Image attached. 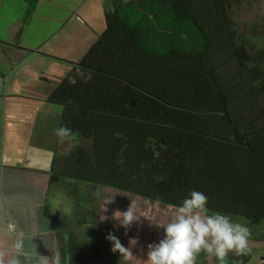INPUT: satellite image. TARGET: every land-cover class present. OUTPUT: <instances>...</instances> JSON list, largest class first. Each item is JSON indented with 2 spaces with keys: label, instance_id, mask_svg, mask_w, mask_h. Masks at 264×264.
I'll return each instance as SVG.
<instances>
[{
  "label": "trees",
  "instance_id": "trees-1",
  "mask_svg": "<svg viewBox=\"0 0 264 264\" xmlns=\"http://www.w3.org/2000/svg\"><path fill=\"white\" fill-rule=\"evenodd\" d=\"M245 2L113 0L106 11V31L77 66L92 70L93 78L72 85L69 77L74 70L49 98L64 104L61 95L70 88L101 94L95 95L99 126L95 133L85 134L93 143L75 145L64 160L56 157L52 180L70 177L109 186L153 206L177 207L191 190H198L208 196L210 212L243 218L248 225L262 224L264 200L258 185L264 184L260 165L264 157L258 159L228 141L207 142L204 133L194 137L190 129L193 104L210 108L217 97L226 105H234L237 98L242 106L248 100L262 104L255 100L264 94V63L238 35L236 19ZM35 7L33 0L28 15ZM217 36L229 42L242 67L251 64L258 86L247 87L239 79L230 86L221 81L220 63L211 56ZM256 152L264 153L258 147ZM257 160L259 170L246 169L255 168ZM61 161L66 166L57 170ZM46 214L56 228L64 261L66 257L77 264L107 261L104 254L111 250V242L106 236L118 234L115 228L101 222L104 236L89 242L50 215L49 206ZM251 258L250 252L244 262Z\"/></svg>",
  "mask_w": 264,
  "mask_h": 264
},
{
  "label": "crops",
  "instance_id": "crops-1",
  "mask_svg": "<svg viewBox=\"0 0 264 264\" xmlns=\"http://www.w3.org/2000/svg\"><path fill=\"white\" fill-rule=\"evenodd\" d=\"M35 2L28 15L33 0H0V251L11 257L17 243L3 224L8 208L24 239L22 264H39V255L60 252L56 228L46 214L53 161L66 159L79 143H93L85 134L99 126L95 95L101 94L70 88L61 95L64 104L49 98L107 29V23L94 28L85 21L83 9L63 11L58 4L51 9L45 0ZM111 6L113 0L105 11ZM69 98L72 104L66 103ZM62 125L73 130V140L58 141L55 130ZM251 252L246 263L244 255L229 253V264H259L255 248ZM146 253L140 249L134 255L146 258ZM259 257L264 261V253ZM74 262L65 258V264Z\"/></svg>",
  "mask_w": 264,
  "mask_h": 264
},
{
  "label": "rangeland",
  "instance_id": "rangeland-1",
  "mask_svg": "<svg viewBox=\"0 0 264 264\" xmlns=\"http://www.w3.org/2000/svg\"><path fill=\"white\" fill-rule=\"evenodd\" d=\"M109 1L45 0V3L51 9L58 4L57 7L63 11L67 9L77 11L83 9L80 15L84 16V20L94 28H100L101 26L98 25L100 22L106 23L105 10L109 6ZM236 20L239 37L244 40L249 52L259 62L264 63V0H246L244 9L237 16ZM216 38L217 41L211 52V56L216 62L220 63L219 74L221 81L226 86H230L239 79L238 81L244 82V85L247 87H253L254 83L258 86L259 82L250 71L251 64L247 67H242L238 58L232 56L229 42L220 36ZM240 92L241 94L245 93L244 91H239V94ZM233 101H235L233 103L234 106H238L241 99L237 98V100ZM255 101L264 104V94L260 100ZM245 103L252 105L251 100ZM261 122L258 121L256 126H260ZM151 143H154V141H151ZM64 165L61 161L56 165V169L63 170L66 166ZM258 187L264 200V184H259ZM132 201H135L137 204V214L144 216H141L142 223L133 224L128 234L125 235V229L112 219V215L116 210L125 211ZM46 202L53 216L61 218L65 227L73 228L78 232L80 237L89 242L104 236L101 222L115 228L118 232L116 236L126 247L129 246L131 238H136L138 244L132 247L134 254H137L140 249H147L149 243L158 242L162 238L163 229L156 228L154 223H166L175 209L170 205L158 204L153 206L143 198L126 191L100 184H88L85 181L75 180L70 177L50 179L46 192ZM105 208L107 211H104ZM224 215L230 216L234 222L244 223L250 227V248H255V257L258 259V263L264 264L263 259L259 257L264 253V222L260 225H248L243 218L230 214ZM103 216H106L107 219L102 220ZM258 245L261 246L260 249H257ZM105 252V258L109 260H103L101 264H113L114 261L118 264H144V259H146L135 256L132 261H125L119 253H114L111 250H106ZM111 253L113 258H109ZM114 256H116V260ZM211 260H214L215 264H217L214 257L211 258L201 253L197 258V264H210Z\"/></svg>",
  "mask_w": 264,
  "mask_h": 264
},
{
  "label": "clouds",
  "instance_id": "clouds-1",
  "mask_svg": "<svg viewBox=\"0 0 264 264\" xmlns=\"http://www.w3.org/2000/svg\"><path fill=\"white\" fill-rule=\"evenodd\" d=\"M93 75L92 70L77 67L75 75L69 77V83L76 85L78 80L87 83ZM66 103L72 104L73 101L69 98ZM55 135L61 143L75 138L73 130L66 125L56 128ZM155 155L159 157L160 153ZM208 203L207 195L191 190L175 207L166 223H154L156 228L163 229V236L158 242L147 245L144 264H197L201 253L214 257L217 264H229V253L248 255L251 252L250 227L234 222L230 216L218 211L210 212ZM141 216L144 215L137 214V204L132 201L125 211L116 210L112 219L125 229L127 235L133 224L142 223ZM104 219L107 217L103 216ZM106 239L111 242L112 252L119 253L125 261L134 259L132 247L138 244L136 238L129 240L128 247L112 232L108 233ZM21 255L27 256L22 241L14 245L11 257L0 251V264H22ZM39 264H65V261L59 251H52L51 257L39 255Z\"/></svg>",
  "mask_w": 264,
  "mask_h": 264
},
{
  "label": "flooded vegetation",
  "instance_id": "flooded-vegetation-1",
  "mask_svg": "<svg viewBox=\"0 0 264 264\" xmlns=\"http://www.w3.org/2000/svg\"><path fill=\"white\" fill-rule=\"evenodd\" d=\"M199 93L201 94L200 91ZM194 99L193 102L195 103L196 100ZM212 105L210 108H196L195 104L190 106V109L194 112L191 115V135L198 137L199 133H204L207 142L213 140L217 142L228 141L236 149H248L247 153L249 155L253 153L258 156V159H262L264 153H255V147L264 152V142L261 141L264 139V104L226 105L222 100L219 103V98L217 97ZM258 121H262L260 126H256ZM253 162L255 168L246 169L259 170L260 165L264 169L263 162L260 165L258 160Z\"/></svg>",
  "mask_w": 264,
  "mask_h": 264
},
{
  "label": "built area",
  "instance_id": "built-area-1",
  "mask_svg": "<svg viewBox=\"0 0 264 264\" xmlns=\"http://www.w3.org/2000/svg\"><path fill=\"white\" fill-rule=\"evenodd\" d=\"M3 224L4 226L16 237L17 242H23L24 245V239L22 236L21 229L18 225V222L16 221L15 217L12 215L11 211L8 208H4L3 210Z\"/></svg>",
  "mask_w": 264,
  "mask_h": 264
},
{
  "label": "water",
  "instance_id": "water-1",
  "mask_svg": "<svg viewBox=\"0 0 264 264\" xmlns=\"http://www.w3.org/2000/svg\"><path fill=\"white\" fill-rule=\"evenodd\" d=\"M250 146V145H249Z\"/></svg>",
  "mask_w": 264,
  "mask_h": 264
}]
</instances>
